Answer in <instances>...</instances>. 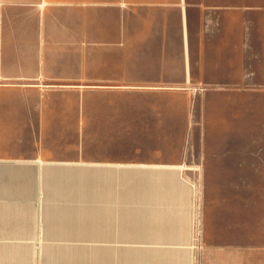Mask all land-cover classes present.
Wrapping results in <instances>:
<instances>
[{
	"label": "crops",
	"instance_id": "crops-1",
	"mask_svg": "<svg viewBox=\"0 0 264 264\" xmlns=\"http://www.w3.org/2000/svg\"><path fill=\"white\" fill-rule=\"evenodd\" d=\"M263 112L264 0H0V208L127 206L128 176L203 174L207 129Z\"/></svg>",
	"mask_w": 264,
	"mask_h": 264
},
{
	"label": "rangeland",
	"instance_id": "rangeland-1",
	"mask_svg": "<svg viewBox=\"0 0 264 264\" xmlns=\"http://www.w3.org/2000/svg\"><path fill=\"white\" fill-rule=\"evenodd\" d=\"M260 118L207 129L201 145L207 174L128 176L127 206L114 205L121 193L107 186L110 206L86 207L80 197L72 207L55 202L0 208V219L9 217L31 235L0 239V263L264 264V112ZM227 158L237 162L236 174L214 165ZM108 180L96 177L95 192ZM86 183L84 177L80 184ZM39 194L44 203L48 191ZM68 195L63 192V200ZM157 195L174 206L136 205L150 204Z\"/></svg>",
	"mask_w": 264,
	"mask_h": 264
}]
</instances>
